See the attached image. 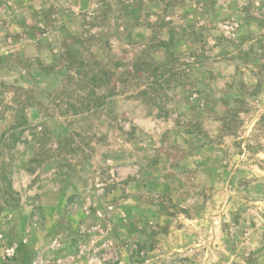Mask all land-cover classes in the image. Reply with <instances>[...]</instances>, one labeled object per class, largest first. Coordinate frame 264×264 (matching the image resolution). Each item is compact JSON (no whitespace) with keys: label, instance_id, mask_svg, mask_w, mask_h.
Here are the masks:
<instances>
[{"label":"rangeland","instance_id":"obj_1","mask_svg":"<svg viewBox=\"0 0 264 264\" xmlns=\"http://www.w3.org/2000/svg\"><path fill=\"white\" fill-rule=\"evenodd\" d=\"M0 264H264V0H0Z\"/></svg>","mask_w":264,"mask_h":264}]
</instances>
